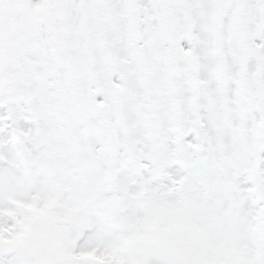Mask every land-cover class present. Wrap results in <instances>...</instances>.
<instances>
[{
  "label": "snow or ice",
  "instance_id": "obj_1",
  "mask_svg": "<svg viewBox=\"0 0 264 264\" xmlns=\"http://www.w3.org/2000/svg\"><path fill=\"white\" fill-rule=\"evenodd\" d=\"M0 264H264V0H0Z\"/></svg>",
  "mask_w": 264,
  "mask_h": 264
}]
</instances>
